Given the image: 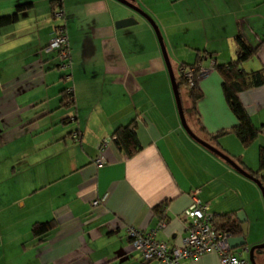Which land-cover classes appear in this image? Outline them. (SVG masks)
I'll use <instances>...</instances> for the list:
<instances>
[{
  "label": "crops",
  "instance_id": "crops-1",
  "mask_svg": "<svg viewBox=\"0 0 264 264\" xmlns=\"http://www.w3.org/2000/svg\"><path fill=\"white\" fill-rule=\"evenodd\" d=\"M62 1L70 80L48 47L57 26L51 0H0V16L27 5L17 22L0 27V264H158L142 260L127 227L149 231L163 219L157 239L180 245L187 235L183 214L195 198L217 215L243 212L247 245L234 251L250 261V248L264 241L262 191L183 127L151 23L119 0ZM133 2L156 15L177 82L182 67L211 68L198 80L202 96L195 105L188 87H180L191 129L247 171L258 170L264 84L239 92L261 129L253 143L244 146L234 133L212 136L238 123L215 68L237 57V35L259 45L242 67L264 69V0ZM129 16L137 23L116 27ZM66 87L74 88V105L61 102ZM133 119L142 148L128 157L112 135ZM163 202L160 217L155 208ZM49 220L55 223L50 233L35 236L34 223ZM255 258L264 264V249ZM185 263L221 264L217 251Z\"/></svg>",
  "mask_w": 264,
  "mask_h": 264
},
{
  "label": "trees",
  "instance_id": "trees-1",
  "mask_svg": "<svg viewBox=\"0 0 264 264\" xmlns=\"http://www.w3.org/2000/svg\"><path fill=\"white\" fill-rule=\"evenodd\" d=\"M57 0H51V4L53 6V12L55 9ZM63 3V1H61ZM26 4H19L16 7V10L10 14L0 16V27L11 25L18 21L20 12L26 9ZM54 18V17H53ZM237 43H238V52L237 57L230 61L227 64H217L215 68L221 75L222 78V86L225 95L226 102L228 106L231 108L233 113L236 115L238 119V123L230 130H224L219 132L216 135L212 136L213 140H218V138L222 135L234 133L242 142V144L246 147L250 146L253 141L258 137L261 129L256 127L251 121L249 114L247 113L243 103L239 98V92L253 86H260L264 84V69L247 71L242 65L245 61L253 57L257 50L258 46H252L242 37L241 34L237 35ZM70 48V43H69ZM58 54V68L63 72V78L66 79L67 74H71L72 68V58H71V67L68 70L62 69V61L60 60L59 54L60 50L56 49ZM71 55V48H70ZM200 67L198 64L191 65ZM72 78V74H71ZM68 80V79H67ZM70 80V79H69ZM179 86L185 85L190 90L191 97L193 99L194 105L197 100L202 96V92L198 87V81L195 85L190 86L187 80L181 75L180 80L178 81ZM69 88L66 87L62 90V103L65 106H70L75 104L74 99V88L73 92H68ZM76 118L75 115H73ZM112 142L116 145V147L123 151L128 157L135 155L141 148L142 144L139 140L137 133V121L133 119L131 122L125 125H121L117 127L112 135ZM239 162V161H238ZM259 168L258 170H249L251 174H253L256 178H258L263 187H264V147L260 148L259 151ZM166 202L161 203L155 208L156 213L163 217V214L166 210ZM163 220V219H161ZM213 224L219 228L224 229L230 233H233L234 236H239L242 234L241 223L237 220V216L234 217L231 214H215L212 220ZM55 223L53 220L43 221V222H35L32 227V232L35 236H40L41 238H45L50 231L54 228ZM262 249H258V251H262Z\"/></svg>",
  "mask_w": 264,
  "mask_h": 264
},
{
  "label": "built area",
  "instance_id": "built-area-1",
  "mask_svg": "<svg viewBox=\"0 0 264 264\" xmlns=\"http://www.w3.org/2000/svg\"><path fill=\"white\" fill-rule=\"evenodd\" d=\"M61 1L57 0L53 17L62 20V22L56 26L54 36L48 47L49 49L60 50L59 57L62 61V69L68 70L71 67V55L66 23L63 22L65 20V9ZM210 69L201 66L199 68L197 66H186L182 67L180 72L189 85L193 86ZM66 79H71L70 73L66 75ZM68 92H73V88H69ZM74 137L80 139L77 132H74ZM106 144L104 142L103 146ZM96 163L98 166H102L105 160L100 155L97 157ZM105 200L106 196L94 199L92 205L98 206L104 203ZM214 215L209 210L208 205L195 198L194 203L183 214L187 223V235L183 238L182 244L171 245L157 239L158 230L166 224L164 220H160L158 226L149 231L135 226H128L126 229L127 238L145 262L156 260L158 264H186L185 262L188 259L217 251L220 255L221 264H249L250 261L243 257L242 253L236 252L230 247L229 238L231 233L219 229L213 224ZM246 250L249 251V248H246Z\"/></svg>",
  "mask_w": 264,
  "mask_h": 264
},
{
  "label": "water",
  "instance_id": "water-1",
  "mask_svg": "<svg viewBox=\"0 0 264 264\" xmlns=\"http://www.w3.org/2000/svg\"><path fill=\"white\" fill-rule=\"evenodd\" d=\"M122 3H124L125 5H127L128 7L134 9L138 14L142 15L143 17H145L153 26L159 43L161 45V49H162V53L164 56V59L166 61L169 73H170V77H171V81H172V86H173V91L175 94V98H176V102H177V107H178V111H179V115L181 118V122L183 127L185 128V130L189 133V135H191V137H193L196 141H198L199 143H201L202 145H204L205 147L209 148L211 151H213L214 153H216L217 155H219L220 157H222L224 160H226L228 163H230L235 169H237L238 171H240L243 175L251 178L252 180H254L258 186L260 187L262 194H263V198H264V187L261 183V181L256 178L253 174H251L249 171H247L246 169H244L243 167H241L232 157H230L228 154H226L225 152H223L222 150H220L219 148H217L216 146H214L213 144H211L210 142L206 141L205 139L201 138L200 136H198L189 126L187 119H186V115H185V110H184V106H183V101H182V97H181V92H180V86L177 82L175 73L173 71L172 65H171V61L169 58V54L164 42V38L163 35L161 33V30L158 26V24L155 22V20L149 15L147 14L143 9H141L138 5H136L133 0H119ZM137 23V19L134 16H129V17H124L121 18L119 20H117L115 22L116 27L118 28H122V27H127L130 25H133ZM237 220L241 223V228H242V234L239 236H234L233 233H231V237L229 238V244L230 247L232 249H237L240 248L242 246H246L247 245V240H246V236H247V231H248V221L247 218L245 217V215L243 214V212H239L237 213ZM264 248V241L260 244L257 245H253L250 248V262L251 264H257L256 258H255V251L258 249H262Z\"/></svg>",
  "mask_w": 264,
  "mask_h": 264
},
{
  "label": "rangeland",
  "instance_id": "rangeland-1",
  "mask_svg": "<svg viewBox=\"0 0 264 264\" xmlns=\"http://www.w3.org/2000/svg\"><path fill=\"white\" fill-rule=\"evenodd\" d=\"M136 14H138V13H136ZM148 14V13H147ZM140 15V14H139ZM152 16V18L155 20V22H156V19H155V16L156 15H154V14H152L151 15ZM141 17H142V15H141ZM145 18V17H144ZM57 23H56V25H58V24H60L61 22H62V20H59V19H54ZM63 22H65L66 23V15H65V20L63 21ZM157 23V22H156ZM159 26V25H158ZM160 28V27H159ZM162 33V32H161ZM163 35V34H162ZM187 90H186V88H185V86L183 87V92L185 93V94H187L188 93V91L186 92Z\"/></svg>",
  "mask_w": 264,
  "mask_h": 264
}]
</instances>
